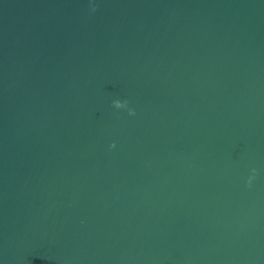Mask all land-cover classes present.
<instances>
[{"label":"water","instance_id":"95a60500","mask_svg":"<svg viewBox=\"0 0 264 264\" xmlns=\"http://www.w3.org/2000/svg\"><path fill=\"white\" fill-rule=\"evenodd\" d=\"M0 264H264V0H0Z\"/></svg>","mask_w":264,"mask_h":264},{"label":"clouds","instance_id":"9594fccd","mask_svg":"<svg viewBox=\"0 0 264 264\" xmlns=\"http://www.w3.org/2000/svg\"><path fill=\"white\" fill-rule=\"evenodd\" d=\"M89 10H90L91 12H95V10H96L95 5L91 6Z\"/></svg>","mask_w":264,"mask_h":264}]
</instances>
